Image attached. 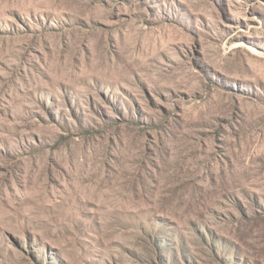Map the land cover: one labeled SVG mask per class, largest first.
<instances>
[{"label": "rangeland", "instance_id": "rangeland-1", "mask_svg": "<svg viewBox=\"0 0 264 264\" xmlns=\"http://www.w3.org/2000/svg\"><path fill=\"white\" fill-rule=\"evenodd\" d=\"M0 264H264V0H0Z\"/></svg>", "mask_w": 264, "mask_h": 264}]
</instances>
